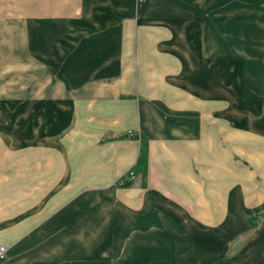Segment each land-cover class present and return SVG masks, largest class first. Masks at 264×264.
I'll return each instance as SVG.
<instances>
[{
  "label": "crops",
  "instance_id": "obj_1",
  "mask_svg": "<svg viewBox=\"0 0 264 264\" xmlns=\"http://www.w3.org/2000/svg\"><path fill=\"white\" fill-rule=\"evenodd\" d=\"M229 20L264 42V0H0V264H142L161 227L217 256L264 212V59L224 91Z\"/></svg>",
  "mask_w": 264,
  "mask_h": 264
},
{
  "label": "rangeland",
  "instance_id": "obj_2",
  "mask_svg": "<svg viewBox=\"0 0 264 264\" xmlns=\"http://www.w3.org/2000/svg\"><path fill=\"white\" fill-rule=\"evenodd\" d=\"M248 33L246 31L245 24H241L239 22L237 23L234 20H229L227 22H223V36L221 40L217 41L222 49V57L219 60H221L222 63L224 91L227 93V87L232 85V88H229V92L231 93V95H235L237 92L241 96H248V94L246 93V86L250 85V83H248L249 67L255 65L254 62H259L260 64H262V59H264L263 40L247 39V35L249 36ZM200 42L203 44L205 43V46H203L202 50L203 53L205 52L206 54V52H213V45L208 40ZM245 71L247 72L246 74L244 73ZM250 71V75L253 76L258 75L259 77H261L263 74V70H261L260 73L254 72L252 70ZM0 74H2V77H0L1 81H4L5 79H7V77L9 79L15 78V85H18V83H20L23 79L22 72H6ZM13 75L14 77H12ZM15 90H19L20 92L22 91L21 87H16ZM241 92L243 93V95L241 94ZM226 96H228V94H226ZM15 100L17 101V99ZM236 100L239 101V108L244 107V111L249 110L250 108V110H252V108L254 107L251 106L250 103L246 101V99ZM9 101L10 99L0 98V126H2L1 128L8 129L2 132L4 134H6L7 132L16 131L22 133V123L20 117L17 116L18 113H20V110L18 109L16 103L13 109L11 104L8 103ZM239 110L242 111L241 109ZM7 120H10V124H7ZM239 153L240 156L244 154L241 152ZM246 161V158L242 159L240 157L239 162L241 163V165L246 164ZM255 177L259 178L260 175L256 172ZM261 187L264 188V185L261 184ZM246 213L248 214V212L244 210L241 216L239 215L236 217L235 224H237V228L234 232V235H232L227 240H224V246H222V252L220 255L211 256L212 254H201L199 252V236L197 233L189 234L168 231L166 227H161L163 228V231H160L158 237L151 238L153 245H151L150 242H147L148 245L143 246V253L141 255L144 260H142V262H147H143L142 264H218V260L220 262L221 259L227 260L231 257L234 258L235 264H253L255 263L253 261L257 262L255 264H262L260 263V259H264V212L259 215H255L256 217L253 218L252 216L249 217ZM218 219L224 220L226 218L222 216L218 217ZM208 239L207 242L214 241L213 237ZM155 242H157V244H155ZM258 243H261V246L258 245V249L255 248L250 253H246V246L248 247V245H251L254 247ZM116 254L123 255V253H119L118 249ZM130 254L133 257L135 255H140H138V253H134L133 250L130 251ZM218 256H220V259H217Z\"/></svg>",
  "mask_w": 264,
  "mask_h": 264
},
{
  "label": "built area",
  "instance_id": "obj_3",
  "mask_svg": "<svg viewBox=\"0 0 264 264\" xmlns=\"http://www.w3.org/2000/svg\"><path fill=\"white\" fill-rule=\"evenodd\" d=\"M127 134L129 137H134V134L131 131H128ZM4 252H5V247L3 245H0V257L3 256Z\"/></svg>",
  "mask_w": 264,
  "mask_h": 264
},
{
  "label": "trees",
  "instance_id": "obj_4",
  "mask_svg": "<svg viewBox=\"0 0 264 264\" xmlns=\"http://www.w3.org/2000/svg\"><path fill=\"white\" fill-rule=\"evenodd\" d=\"M128 184H129L128 182L122 183L123 186H127Z\"/></svg>",
  "mask_w": 264,
  "mask_h": 264
}]
</instances>
